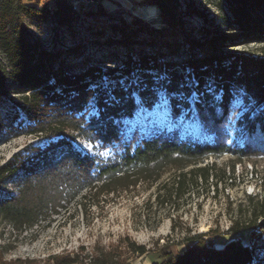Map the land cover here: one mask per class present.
Wrapping results in <instances>:
<instances>
[{
  "label": "trees",
  "instance_id": "obj_1",
  "mask_svg": "<svg viewBox=\"0 0 264 264\" xmlns=\"http://www.w3.org/2000/svg\"><path fill=\"white\" fill-rule=\"evenodd\" d=\"M28 1L35 5L0 0V53L6 60V65L0 62V95H8L11 80L21 95L18 106L30 134L48 135L46 146L30 144L25 153H16L0 166V186L23 174L17 194L0 201L1 217L16 230L36 225L79 197L119 196L143 184H157L169 170L178 172L173 186L179 190L193 177L208 180L212 167L199 165L210 157L229 154L242 162L264 153V53L223 51L237 42L264 45V0H230L229 34L206 31L203 40L185 11L190 0H146V5L157 7L160 27L141 18L130 23L121 20L109 26L115 35L103 42V29L89 27L96 16L106 14L102 6L80 15L71 0H54L53 9L47 4L37 7L39 0ZM25 19L51 21L68 30L83 27L94 32V45L123 48L125 55L113 60L115 67L104 70L84 64L76 72L60 61L59 49L32 39ZM104 78L110 82L103 83ZM194 94L198 117L204 130L215 135L213 142L183 141L177 132L165 131L124 142L123 123L141 106L151 108L164 95L178 117ZM238 94L246 103L254 101L238 119L246 136L241 146L228 145L223 129ZM93 108L97 115L88 116ZM77 137L99 141L114 153L105 158L77 149L73 145ZM230 231H251L253 239L261 240L264 210L247 223L236 222ZM185 244L182 253L164 251L160 264H253L256 260L254 248L238 239L216 247L207 234L199 233L187 237ZM128 247L133 254L149 251L135 243ZM5 255L0 248V264H27L7 261ZM53 260V264H128L120 245L95 247L91 252L82 247Z\"/></svg>",
  "mask_w": 264,
  "mask_h": 264
},
{
  "label": "rangeland",
  "instance_id": "obj_2",
  "mask_svg": "<svg viewBox=\"0 0 264 264\" xmlns=\"http://www.w3.org/2000/svg\"><path fill=\"white\" fill-rule=\"evenodd\" d=\"M23 2L35 5L28 0ZM39 2V8L45 4L52 9L54 7V0ZM145 3L146 0H100L91 9L96 12L102 6L106 14L96 16L89 27L99 31L103 29L105 38L101 39L102 42L115 35L109 26L121 20L130 23L135 18H141L160 27L159 11L145 10L149 6ZM190 5L185 10L189 23L202 40L206 31L229 34L230 0H190ZM25 23L32 39L40 40L50 49H59L60 61L76 72L82 71L84 64L97 65L104 70L115 67L113 60L125 55L123 48L94 45L93 40L97 38L94 32L84 31L83 27L68 30L51 21L39 23L29 19H25ZM70 48H74L75 52L69 54ZM223 51L258 56L264 53V45L237 42L224 46ZM0 62L6 65L2 53ZM109 82L103 79V83ZM7 83L8 95H0V124L3 125L0 132V166L16 153H25L30 144L44 147L48 143L47 134H30L28 122L18 106L21 95L11 80ZM195 98L194 94L188 99L189 106L182 109L178 117L173 116L171 105L164 95L151 108L141 106L132 118L123 123L124 142L127 144L132 138H149L162 131L177 132L183 141L213 142L215 135L204 130L193 104ZM253 104V100L246 103L241 94L235 96L223 128L228 145L241 146L244 143L246 136L237 123ZM89 115H97L96 108ZM73 145L105 158L112 156L115 150L103 149L99 141L91 142L82 137H77ZM206 165L212 167L207 181L193 177L183 188L176 190L173 183L178 172L169 170L157 184H143L119 196L79 197L23 230H16L0 215V248L5 250L7 261L53 264L54 257L78 252L82 247L91 252L95 247L109 249L112 245H120L128 264H160L164 251L182 253L186 249L185 239L200 233L207 234L208 240L216 247H223L234 239L241 240L254 248L256 260L253 264H264V237L255 240L251 231L239 234L230 231L236 222L247 223L256 213L264 210V153L242 162L229 154L220 158L210 157L199 166ZM22 179L23 174L20 173L6 180L0 186V201L16 195ZM130 243L145 246L149 251L144 255L133 254L128 247Z\"/></svg>",
  "mask_w": 264,
  "mask_h": 264
},
{
  "label": "built area",
  "instance_id": "obj_3",
  "mask_svg": "<svg viewBox=\"0 0 264 264\" xmlns=\"http://www.w3.org/2000/svg\"><path fill=\"white\" fill-rule=\"evenodd\" d=\"M100 0H72L73 10L84 15L92 6L99 3Z\"/></svg>",
  "mask_w": 264,
  "mask_h": 264
},
{
  "label": "crops",
  "instance_id": "obj_4",
  "mask_svg": "<svg viewBox=\"0 0 264 264\" xmlns=\"http://www.w3.org/2000/svg\"><path fill=\"white\" fill-rule=\"evenodd\" d=\"M137 1H140V0H137ZM147 8H151L152 10H158L157 9V7H153V6H147V7H145L144 9L146 10ZM145 11H143V13H144ZM146 14V13H145ZM145 16H147V15H145ZM147 18H149V17H147Z\"/></svg>",
  "mask_w": 264,
  "mask_h": 264
},
{
  "label": "bare ground",
  "instance_id": "obj_5",
  "mask_svg": "<svg viewBox=\"0 0 264 264\" xmlns=\"http://www.w3.org/2000/svg\"><path fill=\"white\" fill-rule=\"evenodd\" d=\"M156 18V17H155Z\"/></svg>",
  "mask_w": 264,
  "mask_h": 264
}]
</instances>
